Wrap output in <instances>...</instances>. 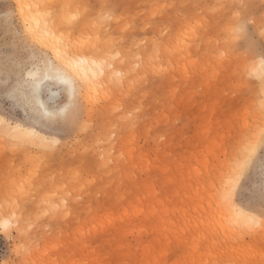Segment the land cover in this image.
Segmentation results:
<instances>
[{
    "label": "rangeland",
    "instance_id": "1",
    "mask_svg": "<svg viewBox=\"0 0 264 264\" xmlns=\"http://www.w3.org/2000/svg\"><path fill=\"white\" fill-rule=\"evenodd\" d=\"M114 2L124 22L114 20L102 32L82 25L75 34L81 42L74 50L90 51V33L91 43L99 36L100 48H108V59L116 66L109 72L111 82L91 93L93 103L85 113L93 129L86 134L91 151L67 140L61 149L74 161L71 170L46 162L40 167L39 149L17 150L13 138L0 135V264H264V233L248 232L241 224L238 229L222 226L218 205L213 207L206 195L209 167L223 146L240 130L259 132L262 124L258 98L246 101L236 86L242 54L222 56L223 38L207 28L193 33L177 25L163 35L148 26L145 17L151 10L143 6L155 0ZM246 2L257 18L264 13V0ZM201 19L208 24L207 17ZM56 22L54 33L61 43L66 33ZM113 36L121 38L116 46ZM26 39L32 41L16 1L0 0V113L10 112L22 127L37 122L3 90L7 80L19 76L18 62L32 66ZM51 51L45 48V59L34 68L42 77L51 63L65 69ZM258 66L257 61L249 68L252 76L246 80L259 83ZM120 72L123 79L116 75ZM61 91L57 81H47L43 99L52 92L56 99ZM137 108L134 123L121 120V109ZM154 204L161 209L155 216ZM213 214L218 218L214 224Z\"/></svg>",
    "mask_w": 264,
    "mask_h": 264
},
{
    "label": "snow or ice",
    "instance_id": "2",
    "mask_svg": "<svg viewBox=\"0 0 264 264\" xmlns=\"http://www.w3.org/2000/svg\"><path fill=\"white\" fill-rule=\"evenodd\" d=\"M45 7L54 22L60 21V31L66 33V40L62 37L61 44L64 45L63 55L70 64L79 61L81 57L90 59V62L97 63L101 68L110 64L109 50L107 47L100 48L99 36L95 42L90 43V51L74 49L80 44L75 34L82 31V25H91L102 32L114 20L117 25L125 21L126 17L119 14L120 6L114 0H105L99 5L86 0H63ZM143 7L146 12L151 10L145 22L159 29L163 35L170 33L177 25L190 28L193 33L207 28L218 32L223 38L222 56L242 54L243 61L237 64L239 80L236 86L246 101L258 98L262 124L259 132H253L251 128L240 130L230 144L223 146L222 155L209 167L205 180L206 195L213 201V207L217 201L220 206L239 205L244 210L241 212L244 229L248 232L259 229L264 233V13L257 18L246 0L192 4L161 3L155 0ZM201 17H207V25ZM89 41H92L91 34ZM120 42V36L111 39L113 46ZM153 42L159 43L158 38ZM24 47H31L32 66L23 61L18 62L19 76L15 81L7 80L3 91L7 97L23 105L26 114L37 123H29L24 128L17 124L16 131L22 134L14 135L13 143L17 150L39 149L43 154V159L39 161L40 167L46 162L49 166H67L71 170L74 161L63 156L61 145L67 140H74L77 145L84 144L85 152L91 151L86 144V134L93 129L85 113L93 103L92 95L85 92V85L74 75L61 73L59 79L62 91L59 97L43 99L47 82L34 68L45 59V47L37 45L35 39H26ZM257 61L261 69L258 84L245 79L252 76L249 68ZM116 75L123 79L122 72ZM139 111V108L135 111L121 109L118 114L123 122L134 123ZM12 123L14 120L10 112L0 113V126L7 124L11 127ZM28 163L31 165L30 161ZM76 171L79 174V165H76ZM261 255L264 256V250Z\"/></svg>",
    "mask_w": 264,
    "mask_h": 264
},
{
    "label": "bare ground",
    "instance_id": "3",
    "mask_svg": "<svg viewBox=\"0 0 264 264\" xmlns=\"http://www.w3.org/2000/svg\"><path fill=\"white\" fill-rule=\"evenodd\" d=\"M15 1L17 3L18 11H19L20 17L22 19L23 25L25 27V30L28 33V36H30V38L32 40L35 39V42H37L39 45H43L45 48H49L50 51L52 50L51 52H52L53 56L56 58L55 60L58 59V62L60 61V63H62V65H64V67H65L64 70H62V69L58 70V69H55L53 66V63H51V67L48 69V72L45 73L46 75L44 76L46 82L47 81H57L58 84H61L60 79H59L60 74L61 73H71L78 80H80V82L82 84L85 85V91L87 93L90 92L92 94L93 93L97 94L98 92H100V91L97 92V90H101L102 87L107 86L108 82H111V81H109L110 76H111L109 72H111V70H112V67L114 65L113 63H110L108 66L101 68L97 63H92V62H90V59H85L83 57H81V59L79 61H73L71 64L68 62L67 58L63 55V53H64L63 46H61L62 44L59 43L60 39L58 36L60 34L55 35V33H54V32L57 33V31H58V30L56 31L57 22L55 23L53 21L54 19L48 15V9L45 7L46 5H48V3H47L48 0H15ZM50 2H49V4H50ZM58 27H59V24H58ZM83 41H85V40H83ZM89 43H91V42H89ZM114 67L116 68L115 65H114ZM258 67H259L258 70L261 71L260 66H258ZM101 73H102V75H101ZM55 96H56V93L52 92L50 98L54 99ZM16 125L17 124H14V123H12L11 127H9L7 124L3 125V130L1 129L0 135L2 136L6 133V135L8 137L13 138L14 135L22 134V133H18L16 131ZM22 128H24V127H22ZM5 136H3V137L5 138ZM0 139H1V137H0ZM141 200H139L138 202H141ZM58 204H60V203H58ZM140 205H141V203H140ZM216 205H218L217 211L218 210L221 211V215H222L221 220H222V222H224L222 224V226L224 224H230V225H228V227L231 226L232 229L233 228L238 229L239 224L243 225L242 216H241V212L243 210H241L240 208H238L236 206L235 207L220 206L218 201H217ZM153 206H154L153 207L154 213H152V214H154V216H155L156 215L155 213H157V210L160 208V206H155V204ZM140 209H141V207H140ZM159 210H161V209H159ZM222 210L226 211V212L224 211L225 214ZM220 211H218V212L220 213ZM222 212L224 215L222 214ZM165 213L168 215V212H165ZM219 213H217V214H219ZM166 214H164L166 216V218L170 219V218H168V216ZM217 214H213L214 216L211 219L212 220L211 222L213 224L218 221ZM166 218H164L165 220H163V224L165 221L167 222ZM160 221L162 222V219ZM168 222L165 224L168 225ZM209 227H211V226L209 225ZM165 228L169 229V225L166 226ZM166 229H165V231L167 232ZM236 229L233 231H236ZM230 231H231V229H230ZM236 233H237V231H236ZM240 233H241V231H240ZM231 235H233V234H231ZM157 259H159V258H157ZM157 259H154L153 261L156 262ZM155 262H153V263H155ZM156 264H157V262H156Z\"/></svg>",
    "mask_w": 264,
    "mask_h": 264
}]
</instances>
